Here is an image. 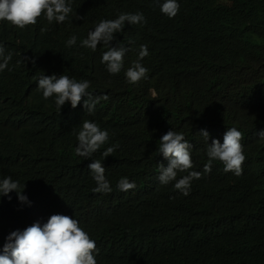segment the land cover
Masks as SVG:
<instances>
[{
  "label": "trees",
  "instance_id": "trees-1",
  "mask_svg": "<svg viewBox=\"0 0 264 264\" xmlns=\"http://www.w3.org/2000/svg\"><path fill=\"white\" fill-rule=\"evenodd\" d=\"M66 3L73 11L63 23L49 24L43 15L23 29L0 21V45L12 53L0 71V180L24 185L21 194L30 201H19L15 191L0 194V249L10 232L45 223L51 214L43 207L62 205L95 242L97 264H264V140L256 134L264 118H252L259 114L249 104L237 105L239 114L230 105L243 86L264 92V0H177L174 18L161 13L163 0ZM136 12L146 23L126 22L114 34L110 44L127 50L121 71L110 74L101 63L108 46L92 51L82 41L100 21ZM141 45L149 53L140 61L147 77L130 84L125 72ZM41 72L88 80L89 92L108 99L91 114L84 98L59 112L55 97L45 100L37 91ZM84 120L110 132L85 159L75 153ZM232 127L248 135L242 174L224 172L219 161L204 173L207 144L222 143ZM169 130L192 145L188 171L202 173L187 196L174 182L158 181L160 164L168 163L157 153L159 139ZM112 145H118L113 155L103 158ZM92 160L105 167L111 193L92 191ZM121 178L135 189L119 191Z\"/></svg>",
  "mask_w": 264,
  "mask_h": 264
},
{
  "label": "clouds",
  "instance_id": "clouds-1",
  "mask_svg": "<svg viewBox=\"0 0 264 264\" xmlns=\"http://www.w3.org/2000/svg\"><path fill=\"white\" fill-rule=\"evenodd\" d=\"M159 2V0H157ZM177 0H163L159 4L162 14L168 18H174L179 11ZM73 9L66 3V0H0V21H7L11 25L23 29L27 25L37 22V19L43 15L50 24L53 21L63 23ZM76 19H81L75 16ZM129 25L146 23V19L141 12L121 13L117 18L100 21L93 30L89 31L87 38L83 39L82 46L90 48L92 51L97 49L101 42L108 46L103 52L101 63L106 66L110 74H118L123 66V57L126 48L123 44L112 46L110 41L115 39V33L122 32L125 23ZM45 31L46 29H41ZM76 43V37L72 36L67 41V46H73ZM148 48L141 45L137 59L125 72L128 83L135 84L141 79L147 77L148 69L141 64V60L148 56ZM12 53L5 54V48L0 45V71L8 67ZM29 59L24 57V62ZM90 82L88 80L77 81L69 78L67 75H41L37 81V91L42 92V97L47 100L55 97V105L60 112L61 107L70 102L71 107L75 108L83 99L84 108L88 113H93L95 106L108 97L95 96L89 92ZM249 104L257 111V116L252 118L259 120L264 118V92L246 85L236 89L232 94V102L235 112L237 105ZM238 113V112H237ZM239 114V113H238ZM105 127V126H104ZM199 134L207 141L208 132L200 130ZM260 140H264V130L256 133ZM109 129L100 127L92 121L84 120L76 133L78 144L75 148L77 156L82 158H91L109 139ZM245 136L247 133L237 128H228L223 134V142L213 139L211 144H207L206 156L208 162L203 166L204 173H210L212 163L219 161L223 165L224 172H232L239 176L242 174V165L245 157ZM160 144L157 153L162 154L167 159V166L160 164L158 181L161 185H168L171 182L175 190L187 196L191 188V182L194 179H200L202 173L199 171H188L193 167L190 150L192 145L186 140L182 133L173 130L167 131L159 139ZM253 145H259L256 142L249 141ZM261 146V145H259ZM118 145L107 147L102 153L106 158L113 155ZM96 187L92 189L94 193L109 194L112 191L109 181L105 177V167L100 160H92L87 165ZM188 172L187 175L177 179L178 173ZM24 185L21 187L11 177H5L0 180V194L7 195L11 191L17 193L18 200L27 202V197L21 194ZM134 182H129L127 178H121L117 182L119 191L127 192L135 189ZM10 199V197H9ZM43 209L51 214L47 221L41 224L39 221L32 223L23 230H15L5 237V242L0 249V264H97L94 253L98 250L96 244L91 240L88 234L79 226L68 208L57 205L55 208Z\"/></svg>",
  "mask_w": 264,
  "mask_h": 264
},
{
  "label": "bare ground",
  "instance_id": "bare-ground-1",
  "mask_svg": "<svg viewBox=\"0 0 264 264\" xmlns=\"http://www.w3.org/2000/svg\"><path fill=\"white\" fill-rule=\"evenodd\" d=\"M155 15V14H154Z\"/></svg>",
  "mask_w": 264,
  "mask_h": 264
}]
</instances>
